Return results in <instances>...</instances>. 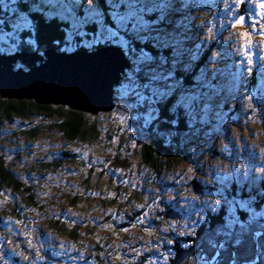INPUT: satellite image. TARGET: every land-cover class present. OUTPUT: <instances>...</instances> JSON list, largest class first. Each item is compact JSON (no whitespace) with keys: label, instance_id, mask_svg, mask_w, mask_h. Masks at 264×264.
Segmentation results:
<instances>
[{"label":"rangeland","instance_id":"374dc122","mask_svg":"<svg viewBox=\"0 0 264 264\" xmlns=\"http://www.w3.org/2000/svg\"><path fill=\"white\" fill-rule=\"evenodd\" d=\"M180 1L168 0L165 4H168L167 8H175L184 5ZM212 1L215 9V13H210L212 16L197 19L187 8L185 11H189V15L181 19L176 12H169L177 16L179 24L168 28L156 26L150 33V36L164 37V43L174 49L176 54L170 61L172 68L191 67L194 53L207 49L212 44L213 35L219 41L222 58L218 56L217 59L221 58V62L206 66L204 72L213 77V83L207 84V94L199 88L193 91L186 88L179 95L184 105L193 98L196 103L200 102L203 109L198 110L197 115L202 116L201 121H211L198 126L200 146L217 151L207 155L205 165H198L203 172L183 164L163 177H155L142 166L138 155L130 157L123 170L113 165L118 152L122 151V155L127 153L124 137L120 150H116L119 142L115 141L122 139V135L135 134L134 141L130 142L133 150L138 148L135 142H143V136L131 120L130 110L119 109L118 101L113 110L97 114L100 121L109 122L108 129H117L120 134L114 143L108 142L103 135L104 146L82 140L70 142L58 128H49L52 125L49 118L8 120L0 127V156L15 176L31 186L35 200L32 202L24 191L22 194L27 203L6 190L0 192V264H102L104 258L111 264H134L143 259L146 264H169L175 254L174 240L192 236L208 211H218L225 205L229 214L236 215L237 208L246 206L242 199H233L224 193L227 200L217 193L203 194L202 188L201 194L192 196L186 189V184L194 178L204 184L212 176L225 186L232 178L238 177L241 190L244 184L249 188H259L264 182V94L259 100L254 91H247L249 74L247 67H243L248 60L257 61L259 87L264 92V28H260L264 20L257 16V0H243L255 6L254 13L249 9L245 11L249 13V21L244 25L236 22L243 14L239 13L243 5L241 0ZM80 5H84L82 0ZM8 19L9 14L0 16V20ZM226 24L230 31L223 35L220 28ZM245 29L249 31L247 37ZM3 31L6 30L0 28V33ZM73 36H70L71 44ZM13 51L6 45H0V52ZM238 62L242 67L236 71V76L230 64L241 66ZM21 64L20 60L16 62V66ZM137 67L154 76L156 81L146 83L149 89L170 92L176 87L177 82L171 77L172 68L150 61ZM121 81L122 85L115 93L121 99L135 94L141 99L145 97V87L134 74L129 72ZM232 102L239 105V128L229 127L224 137L215 139L216 129L212 126L217 125L213 120L220 114V122H223V106ZM139 107L133 104V112L141 114L149 122L155 113L154 103L150 101L142 113L138 111ZM242 126H246L245 131ZM34 131L38 135L33 137L29 133ZM64 152L75 156L72 158ZM81 160L86 162L82 169L84 173L89 170V186L81 182ZM111 198L116 202L112 204ZM167 201L172 207H166ZM213 201L216 202L214 209L210 207ZM21 205L23 209H18L17 206ZM171 208H178L181 213H177L175 218L168 214L163 219L162 215ZM130 212L135 213L132 218L125 216L126 213L131 215ZM61 224L65 225L67 233L62 231ZM74 229L77 236L71 233ZM6 233L15 234L16 243ZM227 237L237 244L235 246H243L238 245L242 242L240 236ZM259 237L256 234L255 241ZM187 242L184 240L182 243ZM24 243L28 246L26 251L21 249ZM214 245L221 248L222 242ZM202 246L204 249L211 247L203 242ZM220 255L218 249L212 264Z\"/></svg>","mask_w":264,"mask_h":264},{"label":"trees","instance_id":"16d2710c","mask_svg":"<svg viewBox=\"0 0 264 264\" xmlns=\"http://www.w3.org/2000/svg\"><path fill=\"white\" fill-rule=\"evenodd\" d=\"M71 2L72 0H69V3ZM180 2H183L184 5L175 6V8L174 6L167 8L168 4L165 3L154 5L161 9L163 13V22L157 26L164 28L176 26L179 24V20L176 18L177 16L183 19L189 15L190 12L185 11L187 8L191 10L192 14L195 15L197 19H203L204 16L210 17L212 16L210 15L211 12L215 13L212 0H182ZM80 7L83 9L86 6L80 5ZM244 8L249 9L253 13L255 11V7L250 3L243 2L242 9ZM169 12H176L177 16L169 14ZM247 14L249 13L247 12ZM7 15L8 14L3 10H0V16L6 17ZM220 30L224 32L222 33L224 35L230 31V28L226 24L221 26ZM84 31H87L89 35L80 37L74 32L71 33V36L74 34L73 44H71V41L69 42L68 39L69 29L61 20L57 18L45 20L44 17H38L35 32L32 34H25L21 37V43L16 50L44 52V50L48 48H53L58 51L69 52L78 49L91 50L98 46L108 44L102 43L91 47L82 45L80 43L81 39L86 41L92 40L91 26L84 29ZM216 38L217 37L213 35L212 44L203 52L194 53L192 66L189 68H172L173 66L170 65V61H172L171 58L174 57L176 53L168 43L160 44L155 39H149L146 44H138L134 39L131 41L128 49L125 50L131 62V66L126 70L125 76L131 72V74H134L139 79L140 84L145 87V97L141 99L140 95L135 94L121 99L119 94L118 96L115 94V98L118 101L117 105L119 109L126 111L130 110L132 114L131 120L134 121L140 134L143 136V142H141V144L135 142L138 146L135 150L132 149L130 143L135 139L134 133L130 136L122 135L121 139L118 130L108 129L109 122L105 120L100 121L99 118H97V114L72 109L68 105L39 103L33 99L7 98L0 95V127L6 124L8 120L11 121L13 119L22 118V120L26 121L31 117L49 118L52 122L49 128H58L72 143L82 140L89 141L91 144L95 143V145L104 146L102 142L104 138H102V136L106 135L108 142L111 143H114L115 139L120 138L118 141H115L117 143L119 142V144L116 145L117 148L115 147L118 152L124 137L123 143L127 145L125 147L127 153L122 155V151L118 152L114 160L115 163L113 164L119 166L122 170L128 165L130 157L138 155V157L141 158L142 166L144 165L145 169L151 171L152 175L155 177H163L166 173L177 170L183 164H187L203 172L202 167L198 165H205L207 155L209 156L211 152L217 151L214 148H203L200 146L201 144L198 143L199 140L201 141V139H199L200 132L198 126L207 122L211 123V121H201L200 117L202 116L197 115V111L203 109L200 102L196 103V99L193 98L191 100L192 104L186 107L179 95H182V92L185 91L186 88L192 91L199 88L203 94H207V84L213 83V77L211 74L207 73V76L204 73L205 68L206 66L214 65L216 61L221 62L222 58V54H220V44ZM141 48L146 55L151 57L150 62L162 63L167 69L172 68L171 77L177 82L173 91L164 92L158 91L156 88L149 89L147 87L146 83L148 84L156 80L154 76L149 75L143 68L137 67L135 64V60L140 54L139 49ZM218 56L221 58L217 59ZM246 62L247 64L243 66L247 67V72L249 74L246 89L247 91H254L256 98L260 100L264 92L262 91V87H259L261 85H259L258 81L259 68L257 67V61L254 63L253 59H251ZM239 64L241 66L230 64L236 76L238 74L236 71H239L240 67H242V63L240 62ZM137 68H139V71H137ZM220 82H218V84ZM263 82L262 86H264ZM121 83L122 81H120L119 86L116 88V92L122 85ZM214 83L217 84V82ZM219 87L222 88V86ZM150 101L154 103L155 113L153 117L148 119L149 122H147L146 118L141 114L135 115L132 106L133 104L139 105L138 111L142 113V111H145ZM254 102L256 103V101ZM232 103L233 104L225 103L223 106L225 111L223 122H220V114L218 118L213 120L217 125L216 127L212 126V129H216L214 135L215 139L217 137H224L229 127H237L241 121V119H237L238 115L241 114L239 105L236 102ZM241 128L245 131L246 126H242ZM29 134L34 137L38 135V132L36 133V131H34ZM64 154L72 158L75 156L74 153L69 152H64ZM80 162L82 165L80 171L79 168L77 169L81 182L89 186V170L87 173H84L82 169L86 167V162L83 160ZM96 177H98V175H96ZM237 178H232L230 184L225 186L213 176L209 177L207 182L202 185L201 192L203 194L211 192L217 193L226 200L227 198L224 194L233 199L237 197L238 199H242L246 206L243 208L238 206L239 208L236 209V215L229 214L226 208L227 206L225 205L219 207L218 211H208L204 220L198 224V228L192 236L189 235L186 236V238L179 237L182 241L174 237L175 240L172 247L175 250V254L170 259L169 264H210L209 262L216 258L218 249H220L221 255L215 264H250L251 260L256 256L260 257L259 264H264V182L260 184L259 188H249L244 184V189L241 190L239 185L240 179ZM238 180L239 183H237ZM247 188L248 190L246 191L245 189ZM260 189L263 190L260 191ZM4 190L10 192L15 197H20L23 203H27V201L22 191L27 193L32 202L35 200V193L31 190V186L26 185L21 179L15 176V173L10 170L5 164L3 157L0 156V192ZM192 196H196V194ZM110 202L113 204L116 202V199L111 198ZM166 207H172V204L167 201ZM17 208L23 209V206H17ZM139 213H141V211ZM134 214L135 213H131L130 215L126 213L125 216L132 218ZM162 217L164 219L166 214L162 215ZM229 217H236L239 220V224L231 230L229 235H224V232L228 231L224 226L225 220ZM240 225H244V227L242 228ZM64 226V224H61L62 229H64L62 231H66L65 233H67ZM71 233L73 236H77L75 229ZM257 233H260V237L255 241L254 237ZM6 235L10 238L8 233H6ZM227 236H233V238L240 236L242 242L238 245L242 244L244 247L238 246V248L235 246L237 244H233ZM184 240L189 243H182ZM202 242L208 244V247H211L209 249H204L205 247L202 246ZM221 242V248L214 245ZM13 243H16V241H13ZM186 245L187 248L185 247ZM102 264L111 263L104 258ZM134 264H146L145 259L137 261ZM253 264H256V262L253 261Z\"/></svg>","mask_w":264,"mask_h":264},{"label":"water","instance_id":"95a60500","mask_svg":"<svg viewBox=\"0 0 264 264\" xmlns=\"http://www.w3.org/2000/svg\"><path fill=\"white\" fill-rule=\"evenodd\" d=\"M242 17L244 13L238 21ZM18 60L29 69L16 68ZM130 66L126 52L113 44L71 52L49 48L44 56L36 51L0 52V95L68 105L94 114L108 112L115 108V85ZM194 180L188 184L189 191L200 192L202 186Z\"/></svg>","mask_w":264,"mask_h":264},{"label":"snow or ice","instance_id":"6c2138e0","mask_svg":"<svg viewBox=\"0 0 264 264\" xmlns=\"http://www.w3.org/2000/svg\"><path fill=\"white\" fill-rule=\"evenodd\" d=\"M82 2L86 6L83 9L80 7V0H72L71 3L69 0H53V2L0 0V10L9 14L8 20H0V28L7 29L0 33V45H6L15 50L21 43V37L35 32L38 17H44L45 20L52 18L61 20L69 29V42L73 32L80 37L88 36L89 33L84 29L91 26L92 40H80L82 45L88 47L108 43L126 50L133 39L138 44H146L149 39H155L161 44L165 42L164 37L150 36V33L163 22L162 10L154 5L167 3L168 0H111V2L110 0H82ZM256 7L259 9V15H264V0H257ZM244 19L240 18L237 24L242 25ZM260 28H264V24H261ZM244 34L246 37L249 36V31L245 29ZM139 51L140 54L135 60L137 66L151 60L142 48ZM190 105L189 100L185 106ZM215 206L216 202H211L210 207L214 209ZM138 207L142 206L138 205ZM237 224L239 220L236 217L225 220L224 226L228 231L224 232V235H229ZM240 227L243 228L244 225ZM21 255H24L23 252ZM259 259V256L254 257L250 264H253V261L259 264Z\"/></svg>","mask_w":264,"mask_h":264},{"label":"bare ground","instance_id":"6f19581e","mask_svg":"<svg viewBox=\"0 0 264 264\" xmlns=\"http://www.w3.org/2000/svg\"><path fill=\"white\" fill-rule=\"evenodd\" d=\"M49 49V48H48ZM47 50V49H46ZM92 50V49H91ZM125 51V50H124ZM38 54H40V55H42V56H44V52H45V50H44V52H38V51H36ZM69 52H71V51H69ZM127 54V53H126ZM19 61V60H18ZM21 63H23V62H21ZM15 66H16V63H15ZM21 66H26L27 68H28V65H25L24 63H23V65H21ZM16 67H20V66H16ZM29 69V68H28ZM21 70V69H20ZM19 71V70H18ZM120 84V83H119ZM119 84H117V85H115V93H116V88L119 86ZM115 93H114V98H115ZM117 101V99L115 98V102ZM115 106H116V104H115ZM101 112V111H100ZM109 112V111H108ZM10 236V238L13 240V241H15L14 239H15V234H11V235H9Z\"/></svg>","mask_w":264,"mask_h":264},{"label":"flooded vegetation","instance_id":"af4514ba","mask_svg":"<svg viewBox=\"0 0 264 264\" xmlns=\"http://www.w3.org/2000/svg\"><path fill=\"white\" fill-rule=\"evenodd\" d=\"M26 247H28V246H27L26 243H24L21 249H22L23 251H26Z\"/></svg>","mask_w":264,"mask_h":264}]
</instances>
